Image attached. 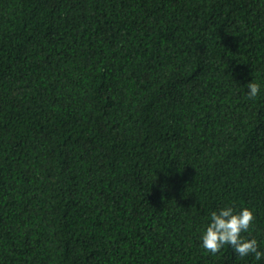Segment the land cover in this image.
<instances>
[{"label":"trees","instance_id":"trees-1","mask_svg":"<svg viewBox=\"0 0 264 264\" xmlns=\"http://www.w3.org/2000/svg\"><path fill=\"white\" fill-rule=\"evenodd\" d=\"M225 205L264 250V0H0V264H264Z\"/></svg>","mask_w":264,"mask_h":264},{"label":"clouds","instance_id":"clouds-1","mask_svg":"<svg viewBox=\"0 0 264 264\" xmlns=\"http://www.w3.org/2000/svg\"><path fill=\"white\" fill-rule=\"evenodd\" d=\"M246 96L253 99L260 91L255 82L246 85ZM254 221L253 211L242 207L239 211L225 205L211 212L210 218L199 236V246L211 254L218 253L225 245L230 246L240 258L252 255L254 260H264V250H261L255 238H245L242 233L249 232Z\"/></svg>","mask_w":264,"mask_h":264}]
</instances>
